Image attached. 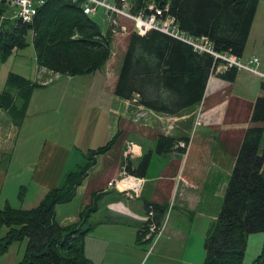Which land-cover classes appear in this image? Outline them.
Here are the masks:
<instances>
[{
    "label": "trees",
    "instance_id": "trees-1",
    "mask_svg": "<svg viewBox=\"0 0 264 264\" xmlns=\"http://www.w3.org/2000/svg\"><path fill=\"white\" fill-rule=\"evenodd\" d=\"M166 7L178 28L192 36H205L212 48L240 57L247 38L258 0H129L131 13H148V3ZM4 8L0 1V14ZM27 34L34 48L35 63L50 75L75 76L100 68L110 55L111 34L103 33L81 10V0H45L35 9L29 22L7 18L0 22V60L25 47ZM218 60L216 61V63ZM214 68L211 55L194 51L188 44L156 29L143 35L133 31L127 42L113 94L130 100L156 113L179 115L197 105L203 87ZM234 67L217 76L231 81ZM23 76L8 72L0 92L3 108L13 124L19 125L24 116L32 89L39 86ZM264 120V82L257 91L251 108L250 121ZM261 128L245 129L222 195L214 221L210 222L203 239L202 264H241L248 233L264 232V151L256 153ZM115 135L103 145L83 153V162L74 170L64 171L61 184L47 189L32 208H14L7 203L0 207V255L9 245L25 239L21 257L16 264H96L84 251L85 234L92 228L88 219L95 211L96 199L78 210V220L61 225L54 218V206L70 201L94 164L95 156L107 152ZM182 145L176 138L164 134L156 136L153 152L167 155L176 148L185 154L181 175L200 186L214 148L211 136L198 133ZM175 143V144H174ZM151 150L141 153L134 166L126 162V170L144 176ZM24 189V187H21ZM97 195V194H96ZM164 206L144 201L157 223ZM136 232V240L143 237L147 221ZM251 264H264V238L260 252Z\"/></svg>",
    "mask_w": 264,
    "mask_h": 264
},
{
    "label": "rangeland",
    "instance_id": "rangeland-1",
    "mask_svg": "<svg viewBox=\"0 0 264 264\" xmlns=\"http://www.w3.org/2000/svg\"><path fill=\"white\" fill-rule=\"evenodd\" d=\"M110 1L119 2L123 0ZM3 4L4 10L3 14H0V22L11 18V7L5 1H3ZM89 17L97 23L100 32L103 33L108 26V22L102 10L97 8L96 12L90 14ZM120 18V23L125 25L127 33H117L110 41L111 58L109 63L116 60L113 64L114 68L120 66L121 57L124 53V51H121L122 43L126 41L128 34L132 31V21L125 17ZM27 42L28 44L25 47L11 53L4 60H0V92L8 72L35 82L33 74L36 65L33 58L34 48L30 42V34H27ZM44 74V71H39L40 82L42 83L38 84L42 85L35 86L32 89V96L30 94L31 105L26 109L22 123L17 126L12 123L6 113H0V137H6L3 149H0L2 151V154H0V207L7 203L14 208L27 209L37 204L40 199L39 190H44L47 185L45 187L40 181L43 175L35 171L32 177V171L36 169L40 172L41 161L46 158L47 153L55 155L54 158L49 159L51 168L59 166V157L65 153L64 165L66 168L71 162H76L81 150L85 152L83 146L88 127L82 121L78 125V120L82 111L83 115L85 114L87 107H84V105L88 102L82 81L85 82L91 76L77 75L69 78L64 75H57L54 78L51 77L53 79L47 82L46 80L50 78V74L45 77ZM102 120L103 111L98 113L95 130L100 128ZM195 126L197 125L194 124L187 130V137H192L196 133L202 135L195 130ZM76 127L77 130L74 134ZM52 135L58 147L53 148L46 140V138H52ZM122 139L123 137H120L103 154L102 159L104 158V160L92 171V175L88 180L89 186L103 167H110V164L117 159ZM240 142L241 140L238 141L236 147H233L235 149L228 147L226 150L220 151L219 159L225 163L232 160L238 151ZM128 158L130 157H127L124 162L126 172L128 171L125 164L129 161ZM160 164H163V160L153 158L149 175L152 176L160 167ZM227 176L221 173L218 175L217 182L207 183L203 189H190L191 195L186 199V203L180 201L178 197L173 200L168 195V190L162 191L156 186V182L148 178L145 179V182L142 181L137 197H130L120 192L122 196L128 199L133 198L130 202L135 205L142 215L147 217L148 223L145 225L143 237L136 240V233L132 235V239H130L132 243H130L127 232L122 229V227L125 229L127 225L123 224L122 227L112 228L117 232L116 237H110L107 241L112 243L118 238L119 243L108 247L109 253L101 257L103 258L102 264H106V262L110 264H140L142 260L145 264H202L204 257L202 242L210 225L209 223L214 221L218 214ZM59 184H61V181H59ZM84 186H86V183ZM21 187H24V189ZM101 190L102 188L97 189V191L94 190L92 194L100 195ZM87 195V188H82L70 201L56 204L54 206L55 220L62 223L65 216L76 214L78 208L82 207L83 199ZM139 195L140 197H138ZM158 197L165 198L167 205L164 206L160 222L156 223L152 219L150 208L144 210L143 203L147 198ZM157 200L155 199V201ZM124 221L126 222V220ZM94 222L95 217L90 216L88 223L93 224ZM141 226L142 224H138L136 228L139 229ZM4 231L5 228L1 227L0 236ZM263 238L264 232L262 231L247 234L241 264H251L252 259L261 250ZM24 245L25 239L11 243L7 251L0 255V264H16L22 255ZM100 256H102V253H94L93 258L99 259Z\"/></svg>",
    "mask_w": 264,
    "mask_h": 264
},
{
    "label": "crops",
    "instance_id": "crops-1",
    "mask_svg": "<svg viewBox=\"0 0 264 264\" xmlns=\"http://www.w3.org/2000/svg\"><path fill=\"white\" fill-rule=\"evenodd\" d=\"M124 2H126V0ZM115 34L117 33L111 35V40ZM126 42L127 39L122 43V52L125 50ZM252 56L259 59L256 68L264 72V0H258L255 6V11L240 58L247 59ZM33 58L35 62V56H33ZM110 58L111 47L109 57L100 68L91 73L80 75L83 77L91 76L90 79L85 82L82 81L85 95L88 97V102L84 105V107H87L85 114L83 115L82 111L78 120V125L82 121L83 124L88 127L87 137L84 139V151L103 145L114 135L115 140L113 145L120 137H123L119 146V155L117 159L110 164V167H103L99 175L89 186L88 180L92 175V171L94 168L98 167L99 164H102V160H104V158L102 159L104 153L96 155L94 164L87 170L86 176L76 187L75 191L76 195L80 189L87 188L88 195L83 199L82 206L91 202V200L96 199L95 211L90 215L95 217V222L92 224L91 230L85 234L84 238L85 254L96 264L103 263V258L101 257H103L104 254L109 253V246L118 245L119 243L118 238L112 243L107 241L110 237H116L117 232L112 228L122 227L123 224L127 225L125 229L123 227L122 229L127 232L130 240L132 239V235L138 231L136 226L138 224L141 225L144 223L143 221H145V215H142L135 205L130 202L133 198L128 199L127 197L122 196L120 192L107 186L108 180L115 177L118 173L122 160L121 150L125 141L130 140L135 142L139 146L140 155L148 149L151 150L147 170L144 176H142L143 181L145 182L146 178L151 179L156 182V186L162 191L165 192L168 190V195L172 197L173 200L178 197L179 200L184 203H186V199L191 195L189 192L190 189H203L207 183L217 182L218 175L221 173L229 176L236 155L233 156L232 160L225 163L219 159V153L220 151L226 150L228 147H236L238 141L241 140L245 129L255 126L261 128L256 153L259 154L260 150L264 151V120L260 122L250 121V112L257 95L258 87L264 82L259 75L244 69H239L236 70L231 81H226L218 77L216 73H210L203 87L202 97L199 103L195 105L191 111L188 112V110L185 109L184 112L179 115H167L156 113L131 100L121 99L115 96L113 94V87L119 67L114 68L113 64L116 60L109 63ZM40 70L44 71L41 67L36 65L33 78H36V75L39 76ZM221 71L223 70L215 72ZM43 76H48V73L45 72ZM68 77L72 78L74 76ZM35 81L37 83H42L40 82V79L38 81L35 79ZM47 84L44 85L46 86ZM30 94L32 96V92ZM31 96H29L26 109L31 105ZM102 111L103 120L101 126L99 129L95 130L98 113ZM25 112L23 118L25 117ZM0 113L4 114L6 112L3 108H0ZM194 124L197 125L195 126V130L202 135L211 136L214 139V148L207 163L205 174L200 186L192 184L181 175L185 162L184 152H180L174 148L173 145V148L167 155L157 156L152 148L158 134L172 136L176 138V141H183L180 139H183L184 137L189 139L190 136L187 137L186 132ZM77 127L74 134L76 133ZM5 139L6 137H0V149H3ZM46 140L53 148L58 147L53 135L52 138H46ZM71 143L70 140V145ZM83 153L84 152L81 150L80 156L76 159V162H71L66 168L64 165L65 153L59 157V166H55L54 168L49 166V159L54 158L55 155L47 153V159L43 158L41 161V167H39L40 172L36 169L32 171V177L35 171L43 175L40 181L45 187L47 185L44 190H39L40 199L47 189L59 184L64 171L74 170L83 162L80 163L83 158ZM0 154H2L1 150ZM137 156L128 159L131 166L136 164L137 159L139 158V156ZM153 158L163 160V164H160V167L151 176L149 175V172ZM85 183L86 186H84ZM101 188L100 195L92 194L94 190L97 191V189ZM140 195L138 197H140ZM155 199L158 200L155 201ZM145 201L167 205V200L160 197L151 199L147 198ZM79 209L80 208H78V210ZM78 210L76 214L65 216V220H63L62 223H58L64 225L76 221ZM161 215L163 214H160V218ZM160 218L157 222H160ZM124 220H126V222ZM130 243H132L131 240ZM94 253H102V256H100L99 259L93 258ZM106 264L110 263L106 262Z\"/></svg>",
    "mask_w": 264,
    "mask_h": 264
},
{
    "label": "built area",
    "instance_id": "built-area-1",
    "mask_svg": "<svg viewBox=\"0 0 264 264\" xmlns=\"http://www.w3.org/2000/svg\"><path fill=\"white\" fill-rule=\"evenodd\" d=\"M4 1L12 7L16 18L22 22H29L35 13V9L42 5L45 0ZM97 8H100L106 16L111 32L120 31L123 33L126 31L125 26L119 24L117 20L118 17H125L132 21L133 31L138 35H143L149 29H156L188 44L196 52L208 53L211 55L214 64V68L211 72L234 67L235 69H244L253 72L264 80V73L256 68V65L259 62L257 57L252 56L247 59H241L228 52L215 51L205 36H192L181 31L173 17L169 14L163 13L166 11V7L159 8L151 2L147 6L149 10L148 13H131L128 10V5L124 1L81 0V9L84 14H93L96 12ZM217 60L218 63H216ZM179 144L182 145L181 142ZM122 155L125 159L127 157L139 155V146L131 141L125 142ZM142 181L143 179L141 177L126 172L123 164L119 176L109 180L107 184L109 187L123 192L127 196H132V193L137 195V192L142 185ZM140 264H145L144 260H142Z\"/></svg>",
    "mask_w": 264,
    "mask_h": 264
},
{
    "label": "water",
    "instance_id": "water-1",
    "mask_svg": "<svg viewBox=\"0 0 264 264\" xmlns=\"http://www.w3.org/2000/svg\"><path fill=\"white\" fill-rule=\"evenodd\" d=\"M132 97L135 98V99H138V96L136 94H132Z\"/></svg>",
    "mask_w": 264,
    "mask_h": 264
}]
</instances>
